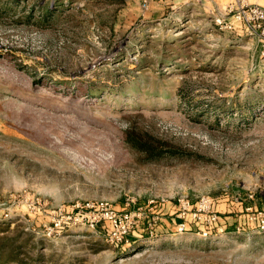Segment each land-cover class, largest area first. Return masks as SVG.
Segmentation results:
<instances>
[{"label":"rangeland","instance_id":"1","mask_svg":"<svg viewBox=\"0 0 264 264\" xmlns=\"http://www.w3.org/2000/svg\"><path fill=\"white\" fill-rule=\"evenodd\" d=\"M6 1L1 264H264L263 21L235 0Z\"/></svg>","mask_w":264,"mask_h":264},{"label":"built area","instance_id":"2","mask_svg":"<svg viewBox=\"0 0 264 264\" xmlns=\"http://www.w3.org/2000/svg\"><path fill=\"white\" fill-rule=\"evenodd\" d=\"M236 4L241 7L242 9H245L250 13V15L255 16L257 19H259L260 22L263 21L264 23V6L257 3L260 0H235ZM256 3H252V2ZM218 24H221V21L217 20ZM262 28V42H263V53H264V24Z\"/></svg>","mask_w":264,"mask_h":264},{"label":"trees","instance_id":"3","mask_svg":"<svg viewBox=\"0 0 264 264\" xmlns=\"http://www.w3.org/2000/svg\"><path fill=\"white\" fill-rule=\"evenodd\" d=\"M18 3V2H17ZM17 3H16V5H17ZM14 6H15V4L13 5V2H11V1H6L4 4H1L0 5V7L2 8V10H13V8H14ZM46 10V12H47V10L48 9H44V11ZM50 12V15H44V17H43V20H46V18L48 17L49 18V16H52V17H54L55 16V14L53 13V11L51 12V11H49ZM4 250H0V264L4 261H10V262H12V261H15V256H16V252L14 251V249L12 250V249H10V251L6 254V257H3V255H2V252H3Z\"/></svg>","mask_w":264,"mask_h":264}]
</instances>
